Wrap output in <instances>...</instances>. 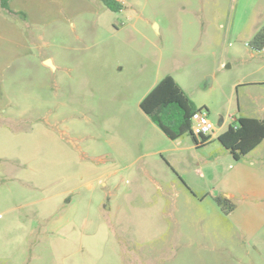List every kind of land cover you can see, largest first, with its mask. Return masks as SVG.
I'll use <instances>...</instances> for the list:
<instances>
[{"label":"rangeland","instance_id":"1","mask_svg":"<svg viewBox=\"0 0 264 264\" xmlns=\"http://www.w3.org/2000/svg\"><path fill=\"white\" fill-rule=\"evenodd\" d=\"M10 7L25 17L0 7V264H264V141L237 161L140 108L172 76L217 134L264 118V0Z\"/></svg>","mask_w":264,"mask_h":264},{"label":"trees","instance_id":"2","mask_svg":"<svg viewBox=\"0 0 264 264\" xmlns=\"http://www.w3.org/2000/svg\"><path fill=\"white\" fill-rule=\"evenodd\" d=\"M101 1L112 12H121L124 9L123 3L118 0ZM10 2L11 0H0L1 9L11 16L23 15V13L13 11ZM251 47L258 52L264 50V30L256 35ZM140 108L171 140L175 141L189 134L197 146H201L210 139L209 136L202 137L199 142L193 135V114L198 110H207L204 107H197L172 76H166L156 84L141 101ZM218 141L230 151L235 160L239 161L264 141V120L241 117L236 125L230 126L224 134L218 137ZM216 201L226 213L235 210V205L229 198L218 197Z\"/></svg>","mask_w":264,"mask_h":264},{"label":"built area","instance_id":"3","mask_svg":"<svg viewBox=\"0 0 264 264\" xmlns=\"http://www.w3.org/2000/svg\"><path fill=\"white\" fill-rule=\"evenodd\" d=\"M192 131L193 135L199 140L202 137H208L214 133L215 125L210 121L207 111L198 110L193 114Z\"/></svg>","mask_w":264,"mask_h":264},{"label":"crops","instance_id":"4","mask_svg":"<svg viewBox=\"0 0 264 264\" xmlns=\"http://www.w3.org/2000/svg\"><path fill=\"white\" fill-rule=\"evenodd\" d=\"M13 1L14 0H11V2H10V6H11V4L13 3ZM118 1H120L121 3H123V5H125V0H118ZM1 7V6H0ZM13 11H16V10H14V9H12ZM17 11H19V9L17 10ZM20 11H27L28 13H30L29 12V10H27V8L25 9V8H21L20 9ZM3 19V21L7 24V23H9L11 26H13V27H15V31H16V23L14 22V23H10V22H12L9 18H2ZM13 24H15V25H13ZM17 28H18V26H17ZM21 37H22V35H21ZM24 37V36H23ZM22 37V38H23ZM25 38V37H24ZM23 38V39H24ZM12 61V59H6L4 62H2L1 61V59H0V76L4 73V70L6 69H8L9 67V65H10V62ZM47 61V59H44L43 60V64L46 66V67H48L46 64H45V62ZM52 62V61H51ZM52 65L54 66V63L52 62ZM53 69H55V66H54V68ZM198 107V106H197ZM239 119V118H238ZM237 119V120H238ZM151 120V119H150ZM236 119H235V121H237ZM261 120H264V118H262ZM221 122H222V126L221 127H223L224 125H225V123H226V121L222 118L221 119ZM230 126H232V125H229L228 126V128L226 129V130H224V131H221L220 133H216V132H214L212 135H210L209 137H210V139H209V141L208 142H210L211 140H213L214 138H218L220 135H222V134H224L228 129H229V127ZM179 140H181V139H178V140H175V141H179ZM198 141H200L199 139H197ZM207 143V142H206ZM205 143V144H206Z\"/></svg>","mask_w":264,"mask_h":264},{"label":"water","instance_id":"5","mask_svg":"<svg viewBox=\"0 0 264 264\" xmlns=\"http://www.w3.org/2000/svg\"><path fill=\"white\" fill-rule=\"evenodd\" d=\"M45 64H46L48 67L52 68V69L54 68V66L52 65L51 60H47V61L45 62ZM218 126H219V127L222 126V122H221V121L218 123Z\"/></svg>","mask_w":264,"mask_h":264}]
</instances>
